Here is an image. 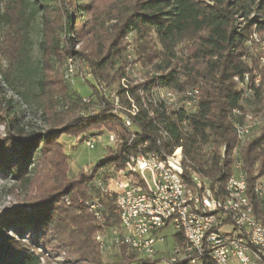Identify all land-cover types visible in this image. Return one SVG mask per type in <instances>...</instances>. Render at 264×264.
I'll return each instance as SVG.
<instances>
[{
	"label": "trees",
	"instance_id": "1",
	"mask_svg": "<svg viewBox=\"0 0 264 264\" xmlns=\"http://www.w3.org/2000/svg\"><path fill=\"white\" fill-rule=\"evenodd\" d=\"M34 23L42 36L41 57L38 65L29 66ZM253 32L264 36V0H4L0 175L11 177L26 193L21 204L0 216V264H41L43 256L61 254L63 264H107L94 236L97 231H109L121 250L115 264H159V259L113 242L111 230L120 229L113 197L87 184L99 167L124 164L126 145L119 150L108 146L90 175L83 169L68 175L69 157L59 138L100 128L121 129L125 136L137 133L135 145L156 148L158 142L170 160H175L170 157L174 150H182L181 162L166 163L175 172L182 168L185 176L196 173L213 185H223L235 160H241L254 213L264 224V209L250 191L257 176L264 177V69ZM68 58L75 64L71 79L60 71ZM133 62L153 74L134 83L126 70ZM85 84L90 86L87 93ZM7 86H25V94L37 99L46 130H26L20 124L11 99L3 96ZM196 86L194 111L171 109L155 94ZM109 90H115L123 113L111 111L104 96ZM85 96L88 102L82 100ZM244 101L263 110L262 125L234 155L233 122L241 118L236 111L245 110ZM124 115L132 121L128 129ZM92 195L104 205L102 222L84 204Z\"/></svg>",
	"mask_w": 264,
	"mask_h": 264
},
{
	"label": "built area",
	"instance_id": "2",
	"mask_svg": "<svg viewBox=\"0 0 264 264\" xmlns=\"http://www.w3.org/2000/svg\"><path fill=\"white\" fill-rule=\"evenodd\" d=\"M260 56L262 58V49ZM262 67L264 69V59ZM68 69V79H71L75 73L72 58H69ZM256 77L258 85L259 74ZM104 96L111 102L112 112L123 113L108 91H104ZM164 97L167 106L175 110L183 107L186 111H194L197 107L191 91L184 100L167 99V91ZM84 98L89 101L88 97ZM238 113L241 124L234 125L237 142L235 155L250 138L242 137V128L245 120H249V112L239 109ZM126 118L131 122L129 117ZM105 130H94L95 138ZM109 132L112 149L119 150L122 144L128 147L129 151L125 154L128 155V164L113 162L106 168L99 167L87 184L113 197L120 225V229L111 230L113 242L122 241V244L138 255L155 260L157 250L153 233L171 227L176 231V240L167 255L159 259V264H214V261H221V264H264V224L261 221L228 216V204L216 200L210 181H205V192H198L196 176L189 174L186 177L184 170L179 167L177 173L167 171L166 162L177 161L168 159L158 142L156 148H149L144 142L133 144L137 133L136 136H125L121 129ZM77 140L92 148L93 139H86V134L78 136ZM108 146L104 145L105 148ZM239 162L241 160H235L234 170L226 186L231 187L245 201L248 179L246 172L239 169ZM105 170L107 176L103 179ZM136 172L147 175L149 186L139 184ZM256 185L264 186V177L257 176L254 181V196ZM90 198L99 200V209L96 211L99 222H102L104 205L97 196L92 195ZM261 208L264 209V197ZM184 228L194 230L193 240H185ZM123 230H131L130 242H123ZM177 235L180 239H177ZM187 248H196V255H187Z\"/></svg>",
	"mask_w": 264,
	"mask_h": 264
},
{
	"label": "rangeland",
	"instance_id": "3",
	"mask_svg": "<svg viewBox=\"0 0 264 264\" xmlns=\"http://www.w3.org/2000/svg\"><path fill=\"white\" fill-rule=\"evenodd\" d=\"M4 0H0V6ZM37 22H40V16L37 17ZM37 23L30 29V54H29V66L38 65L41 57L40 50V42L42 40V36H39L38 30L36 27ZM151 39L155 40V36L151 35ZM156 46L159 47V44L156 43ZM75 48H79V44L75 45ZM128 58V57H127ZM131 57L129 56L128 59ZM74 63V61H73ZM67 62L63 63L60 67V71L65 76V71L67 70ZM128 69V70H127ZM80 70V69H79ZM126 70L130 72V75L133 77V82H144L147 77H150L153 74V71L148 68H144L138 65V63L133 62L131 65H127ZM90 74H86L88 77ZM69 78V77H66ZM93 82V79H91ZM64 82L68 85V80H64ZM189 89V88H188ZM25 86H17L16 89L6 87L3 93L5 99H11V104L13 108L18 111L20 124L26 130H34V131H44L47 128V122H45L44 117L42 115L41 108L37 103V99L33 96L25 94ZM82 90L87 93L90 91V86L85 84L82 86ZM110 92H115V90H110ZM168 92V91H167ZM159 94L167 103L165 93L162 91H156L155 94ZM167 99H177L183 100V96L181 94L178 95H169L167 94ZM60 101H58V106ZM244 109L243 112H249V120H245L250 123H255L252 127V132L248 137V141L257 135L261 129L262 123V114L263 110L257 104H251L248 101H244L243 103ZM238 115V114H237ZM241 119V118H240ZM86 133V134H90ZM4 135V127L0 125V136ZM79 136V135H78ZM78 136H65L62 135L59 138V142L63 145L65 153L68 155L69 159V171L68 175L74 176L79 170L83 169L88 175L91 174L93 165L102 158H104L108 152V150L104 147V145L110 146V132L103 131L102 134H99V141L95 144L93 148H88L81 141L79 142ZM80 138V137H79ZM247 141V142H248ZM178 149L174 150L170 155L171 158H174L176 161L181 162L182 159V150L178 151ZM221 150V149H220ZM235 150H233L235 155ZM235 162L233 165L234 170ZM147 176V175H146ZM88 180H91L89 178ZM35 191V188L32 189ZM26 191L20 189L16 182L9 176L0 175V216L9 212L11 208L19 205L24 200V195ZM93 198H88L84 201L87 209L89 210L87 203ZM90 211V210H89ZM91 212V211H90ZM93 215V214H92ZM100 233V234H99ZM108 234V235H107ZM109 231H97L94 236L95 239L99 242L100 247L102 248V256L104 261L107 264H115L116 261L120 258L121 250L115 246L111 242V238L109 235ZM175 234L176 231L169 227L165 229H161L157 231L155 234L153 233L156 243L154 244L155 249L157 250L156 259L164 258L167 253L172 249L175 243ZM99 236V238H98ZM96 241V242H97ZM117 243V242H114ZM66 261L64 254H61L59 257H47L43 256L41 258V264H63Z\"/></svg>",
	"mask_w": 264,
	"mask_h": 264
},
{
	"label": "bare ground",
	"instance_id": "4",
	"mask_svg": "<svg viewBox=\"0 0 264 264\" xmlns=\"http://www.w3.org/2000/svg\"><path fill=\"white\" fill-rule=\"evenodd\" d=\"M264 35V34H263ZM252 40L255 41V43L259 46V49H262V58L259 55V61L260 64L262 65V59H264V36H259L256 32H253L251 35ZM67 70L65 71V77H69V58H68V64ZM129 73V72H128ZM237 80V78H235ZM244 83L248 82V74L246 73L243 77ZM255 82H257V78L255 79ZM191 91V96H193V100H195V104L197 103V95H198V87H192L189 88L185 91L178 92V91H168L167 94L169 95H178L181 94L183 98L189 97V92ZM109 94L112 96V98L115 101V104L118 105V97L115 92H110L108 91ZM183 99V100H184ZM84 102H87L86 98H82ZM165 102V100H164ZM167 105V103H165ZM118 107V106H117ZM171 109H175L174 107H170ZM239 111H236L238 115ZM128 116L124 115V127L125 128H130L132 126V121L129 122L128 119L126 118ZM241 124V119H237L233 122V130H234V125H239ZM255 123H250L245 121V126L242 128V137H248L250 133L252 132V127ZM235 132V130H234ZM236 135V133H234ZM131 136H134V133H131ZM86 139H93L92 140V148L95 146V144L99 141V134H97L95 138V133L93 134H86ZM224 147L221 149V154L224 153ZM124 164H128V157L125 159ZM239 169L243 170L241 167V162H239ZM166 170L169 171L170 173H177L175 172L171 166H169L166 163ZM192 176H196L197 179V191L198 192H205V181H207L205 178L201 177L200 175L193 173L191 174ZM136 179L139 182L140 185L142 186H149V179L147 176L144 174V172H136ZM230 180V175L229 177L225 180L223 185H219L215 183L213 185V193L216 196V200L219 203H226L228 204L229 207H227V214L228 216H234L239 219H247L251 218L254 221H261L254 213V208H253V203L250 197V192H249V187L248 184H246V197L245 201L242 199V196L237 194L232 190L231 187L226 186V183ZM253 195V186L252 189L250 190ZM264 197V186L263 185H256V193H255V199L258 200V203L261 207L262 201ZM90 211L93 213L94 217L96 218L97 221H99V214L97 213L96 210L99 209V200L97 199H91L87 203ZM103 211L102 209V219H103ZM184 236L185 240H193L194 239V230L192 228H184ZM99 238V236H98ZM131 241V230H123V242H130ZM118 244H122V241H115ZM124 245V244H123ZM187 255H196V248H187ZM214 264H221V261H214Z\"/></svg>",
	"mask_w": 264,
	"mask_h": 264
}]
</instances>
